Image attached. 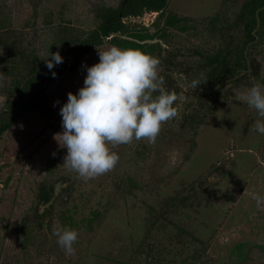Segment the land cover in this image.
<instances>
[{"label":"rangeland","instance_id":"obj_1","mask_svg":"<svg viewBox=\"0 0 264 264\" xmlns=\"http://www.w3.org/2000/svg\"><path fill=\"white\" fill-rule=\"evenodd\" d=\"M120 1L0 0V125L17 99L30 104L0 135V264H264V134L235 95L264 85V10H253L264 0H166L122 17L130 36L117 43L99 32L98 12ZM114 45L160 59L179 115L154 144L120 145L114 170L84 181L54 135L97 47ZM81 50L66 73L46 66L51 53ZM37 70L52 79L34 83ZM54 224L78 231L74 256Z\"/></svg>","mask_w":264,"mask_h":264},{"label":"clouds","instance_id":"obj_2","mask_svg":"<svg viewBox=\"0 0 264 264\" xmlns=\"http://www.w3.org/2000/svg\"><path fill=\"white\" fill-rule=\"evenodd\" d=\"M97 51L99 62L87 67L83 87L78 93L70 91L60 108L63 131L54 135L60 148L67 149L63 165L84 181L114 170L120 160L114 149L120 145L134 140L154 144L164 125L179 115L178 96L165 88L157 56L115 45ZM63 59L59 51L51 53L46 66L51 70ZM235 95L256 111L260 119L253 127L264 134V85ZM254 199L259 205L260 198ZM50 234L67 257L76 254L77 230L54 224Z\"/></svg>","mask_w":264,"mask_h":264},{"label":"trees","instance_id":"obj_3","mask_svg":"<svg viewBox=\"0 0 264 264\" xmlns=\"http://www.w3.org/2000/svg\"><path fill=\"white\" fill-rule=\"evenodd\" d=\"M165 1L166 0H121L119 5L116 7H104L103 9H101L100 12H98V15L101 18V21L98 25L99 32L104 37L110 36L109 39H112L115 42L117 41V43L122 41V40H129L127 38H122L120 36V35L126 34L125 29H124V25L122 24V20H121L122 17H125L127 15H140L142 13L143 9L161 10L162 7H164V5H165ZM261 6H262V4L258 5L257 7H254L253 10H255ZM263 10H264V8L259 11V14ZM169 20L170 19L167 18L166 22L170 23ZM255 23H256V19H255V14H254L253 18H250L246 25H247V27L248 26L250 27L251 25H254ZM126 35L130 36V34H126ZM251 35L254 36L253 33H251ZM133 37H135V36H133ZM147 38L152 39L153 36L149 35L148 37L139 38V39H147ZM136 44H139V43H136ZM157 44L159 46H161V44L159 42ZM89 47L90 46H85L83 48V50H87ZM83 50H81L79 53L73 52V51H72L73 53L68 52L67 56L65 58L66 60L65 61L63 60V62L60 63L57 67H61L63 65L64 67L62 66L63 68H61V70L62 69L64 70V68L66 67L67 62H68L70 57L72 58V61L73 60H76V61L80 60L81 57L85 54V53H82ZM29 59H31V58H29ZM68 67L70 68V65ZM231 68H232V66H230V68H229V66H223L221 68V70L225 71V72H229V71H231ZM36 74H37V76L35 78H33V80H34L33 82L35 83L36 79H37V80H39L40 85H46L48 83V81H50L52 79V77H46V74H47L46 70H43V71L37 70ZM18 103H20V104H18ZM13 105L14 106L12 108H10L7 112L5 110V112L2 111V113H1V115L5 116L7 120L0 125V135L5 129L10 127V125L13 123V121H15V119L18 116H21L24 113V111H26L27 109L30 108V104H25V105L21 106V101L19 102L18 99L16 102L13 103ZM16 105H19V106H16ZM51 190H52V186L50 188L48 187L47 189L42 187L40 198L43 199L44 201H48L50 199V196H51Z\"/></svg>","mask_w":264,"mask_h":264},{"label":"water","instance_id":"obj_4","mask_svg":"<svg viewBox=\"0 0 264 264\" xmlns=\"http://www.w3.org/2000/svg\"><path fill=\"white\" fill-rule=\"evenodd\" d=\"M262 8H264V4L256 10V15L258 14V11H259L260 9H262ZM113 35H114V34H113ZM121 37H122V38H127V36H124V35H122ZM127 39H129V38H127ZM139 41H140L141 43H144V42H155L154 39H143V40H139ZM156 41L161 42V44L164 45V43H162V41H161L160 39H156ZM70 61H71V60L68 61L67 68L64 70V73H66V72L68 71V66H69ZM60 77H61V76H60Z\"/></svg>","mask_w":264,"mask_h":264}]
</instances>
